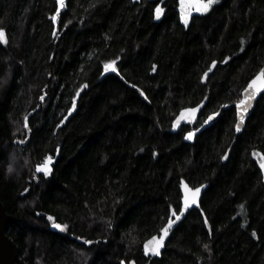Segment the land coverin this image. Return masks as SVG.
<instances>
[{
  "label": "trees",
  "instance_id": "1",
  "mask_svg": "<svg viewBox=\"0 0 264 264\" xmlns=\"http://www.w3.org/2000/svg\"><path fill=\"white\" fill-rule=\"evenodd\" d=\"M0 29V200L19 264H264V94L235 131L264 68V0H214L187 24L180 0H0ZM182 181L208 185L201 207L150 256Z\"/></svg>",
  "mask_w": 264,
  "mask_h": 264
},
{
  "label": "snow or ice",
  "instance_id": "2",
  "mask_svg": "<svg viewBox=\"0 0 264 264\" xmlns=\"http://www.w3.org/2000/svg\"><path fill=\"white\" fill-rule=\"evenodd\" d=\"M58 3L60 4L61 7H64V0H58ZM212 3H213V0H199V2L195 5L194 10L196 12H207ZM180 9H181V19L183 20V22L185 24H187L188 23V17L190 15V13L186 12V6L184 4V0H180ZM57 11H59V9ZM155 11H156L157 17H159V14L163 11V9L159 4H157ZM55 18L56 17L54 16L53 19H55ZM0 40H3V42H5V43L7 42L3 29H0ZM115 64H116L115 60L105 63L104 64V71L107 72V71L111 70L112 72H117L118 69L116 68ZM215 65H216V61H213L212 66L214 67ZM211 71H212V67H209L207 72L204 73V77H207L208 73ZM133 87H135V86L133 85ZM262 91H264V68H261L259 70V72L248 82L247 87H245L243 89V93H244L243 98L239 99L236 102L235 106L237 109V116L239 117V119L237 120V122L235 124V128H236L237 132H239L241 130V125L244 122V116L248 112L249 108L252 106V100L256 97V95L258 93H260ZM141 94L143 95V93H141ZM200 107H202V105H197L196 107L190 108V109H183L181 112V117H179L177 122H175L173 124V127L177 126V123H179L180 119L183 118V114L185 112L191 113V116L189 117L188 122H191L192 120H194L195 115H196V113ZM224 107H226V105ZM217 115H219L218 112H215V111L212 112L211 114H209L207 116L206 119H204L203 123L207 124L209 121H212ZM25 127H27V124H25ZM194 131L187 132L186 138L192 139V137L194 135ZM21 142H23V141H21ZM253 155H256V153H253ZM51 164H52V157L46 156V157H44L43 164H37L36 165L35 171L37 173H43L44 175H48L51 171V167H50ZM260 167L262 169H264V161H261ZM11 170L12 169L9 168V171H11ZM202 187H204V186L201 185L200 187H196L194 189H189L188 186L186 184H184L185 191L190 192L191 195L190 196L185 195L183 197V206L182 207L178 206V211L176 208L172 209L171 217H175V219H172L171 217L168 218L167 224L160 229V232H162L163 235H161L159 237V239L157 238V236H153L151 238V241L148 242V243H151L153 241L156 242V247L149 248L148 244H145L146 251H152V252L158 253L159 247L161 246V242L163 241L164 237L168 235V232L172 228V226L178 220L181 219V215L191 205L197 204V196L199 195ZM25 191H27V189H25ZM178 212H179V214H178ZM48 220L52 221L53 226L57 229L63 230V229L67 228V225L57 223L55 221V218L52 216H48ZM84 243L90 244L92 242L89 240H85ZM205 247H207V245H205Z\"/></svg>",
  "mask_w": 264,
  "mask_h": 264
},
{
  "label": "water",
  "instance_id": "3",
  "mask_svg": "<svg viewBox=\"0 0 264 264\" xmlns=\"http://www.w3.org/2000/svg\"><path fill=\"white\" fill-rule=\"evenodd\" d=\"M210 74L211 73L209 72L207 77H203L204 83L207 81ZM263 94H264V91L258 93L256 95V97L252 100V106L249 108L248 112L244 116V122L241 125V130L239 132H237L236 128H235V131L237 134H241L244 131L248 119L252 115L253 111L255 110V107H256L258 100L261 98V96ZM243 96H244V93L242 92L241 99L243 98ZM236 117L238 120L239 117L237 116V109H236ZM28 119H29V116L26 118V124H27ZM197 133H198V131H194V135ZM57 156H58V154H57ZM55 159L52 160V164L50 167H52L53 163L55 162ZM38 174H43V173H38ZM184 184H186L189 189H194L188 182L182 181L181 187H180L181 194H182V200H181L182 206H183V197L185 195H189V196L191 195L190 192L185 191ZM203 186L204 187L201 188V191H200L199 195L197 196V204L191 205L183 214H186L190 210H193V209H200L202 197L208 188L207 184L203 185ZM12 221H13L12 216H10L8 214L4 204L0 200V264H19L15 243L7 234L8 226L12 223ZM167 240H168L167 236L164 237L163 241L161 242V246L159 247L158 253L154 252L155 256H159V257L161 256V253H162V251L166 245ZM155 247H156V243H155ZM149 254H151V253L149 252Z\"/></svg>",
  "mask_w": 264,
  "mask_h": 264
},
{
  "label": "rangeland",
  "instance_id": "4",
  "mask_svg": "<svg viewBox=\"0 0 264 264\" xmlns=\"http://www.w3.org/2000/svg\"><path fill=\"white\" fill-rule=\"evenodd\" d=\"M198 2H199V0H184V4H185V6H186V12L190 13L189 17H190L192 14H194V13H198V14L206 13V12H196V11L194 10L195 5H196ZM213 2H214V0H213ZM57 3H58V0H57ZM58 5L60 6L59 3H58ZM211 5H212V4H211ZM210 7H211V6H210ZM210 7H209V9H210ZM208 11H209V10H208ZM208 11H207V12H208ZM162 14H163V12H161V13L159 14V17H157V18H160ZM189 17H188V19H189Z\"/></svg>",
  "mask_w": 264,
  "mask_h": 264
},
{
  "label": "bare ground",
  "instance_id": "5",
  "mask_svg": "<svg viewBox=\"0 0 264 264\" xmlns=\"http://www.w3.org/2000/svg\"><path fill=\"white\" fill-rule=\"evenodd\" d=\"M154 247H155V243H154V245H153L152 247H150V248H154ZM149 252H150L151 254H149ZM147 254L150 255V256H151V255H153V256L155 255V253L152 252V251H147Z\"/></svg>",
  "mask_w": 264,
  "mask_h": 264
},
{
  "label": "flooded vegetation",
  "instance_id": "6",
  "mask_svg": "<svg viewBox=\"0 0 264 264\" xmlns=\"http://www.w3.org/2000/svg\"><path fill=\"white\" fill-rule=\"evenodd\" d=\"M53 160V159H52Z\"/></svg>",
  "mask_w": 264,
  "mask_h": 264
}]
</instances>
